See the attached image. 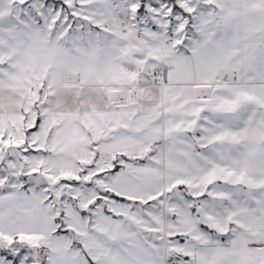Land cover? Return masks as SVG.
Here are the masks:
<instances>
[{"label": "snow or ice", "instance_id": "6c2138e0", "mask_svg": "<svg viewBox=\"0 0 264 264\" xmlns=\"http://www.w3.org/2000/svg\"><path fill=\"white\" fill-rule=\"evenodd\" d=\"M0 264H264V0H0Z\"/></svg>", "mask_w": 264, "mask_h": 264}]
</instances>
